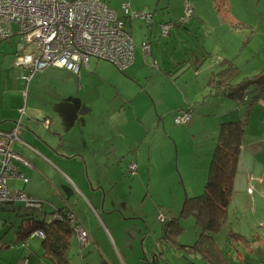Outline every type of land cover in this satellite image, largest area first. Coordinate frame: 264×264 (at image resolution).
<instances>
[{"label":"crops","instance_id":"1","mask_svg":"<svg viewBox=\"0 0 264 264\" xmlns=\"http://www.w3.org/2000/svg\"><path fill=\"white\" fill-rule=\"evenodd\" d=\"M180 1L182 2H179V6L175 9L176 7H173L169 0H106L109 7L119 13L122 5H128L132 11L151 14V20H143L142 23L145 25L137 26L135 31L132 28V19H130L129 23L126 21V29L129 31L134 45V59L133 63L123 72L125 79L130 85L129 88L135 91L134 95H142L144 99H147V96L150 97L155 107V114L158 116L157 119L152 117L144 123H158V121L165 123L164 114L166 115L170 110H188L191 108V102L186 98L190 82L189 79H185L178 85V87H181L179 91L182 93L183 100L181 101L179 98L159 112L158 107L163 100L158 101L154 95L155 89H150L148 83H146L140 90L134 84L136 82L141 85L140 79H142L143 75H149L147 79L153 81L156 85L158 83V86L168 90L173 87L176 79L186 74L189 70L194 76L191 84L198 97L200 93L204 95L207 92L209 75L215 72L213 69H216L217 65L221 66V61L223 62L225 59L234 60V58L240 56L235 46L231 48V45L238 44L237 46L239 47L244 45L247 48L256 35L264 38V13H259L253 8L246 7L247 0H205L206 6H208L205 14L196 11L197 0ZM239 3H241L242 8H239ZM187 9L193 12V17L186 25L187 30L184 29V31L189 34V37L193 35L197 39L196 54L198 56L194 58V55L191 54L192 62L190 61V64L192 65L189 64V66L192 67L186 66L187 63H184L186 67L176 68L183 55L180 48H178V43L181 41H178L175 36L180 37L181 35L182 37L183 33H179L182 27H175L174 23L180 17L186 15ZM121 17H123L122 14ZM165 25H173L174 27L168 37L161 33ZM175 28L178 29L173 31ZM16 35L20 36L14 33V35L4 41L0 39V130H9L15 123L19 125L21 142L16 141L13 144V149L23 159L19 168L27 183L20 179H15L12 181V185L29 196L33 201L41 204L39 209L34 208L32 210L24 205L25 209L42 211L41 209L47 205L53 208L52 219H45L42 222L52 223L55 217L58 219L62 218V221L67 223L73 221L86 231L89 243L83 246V249H79V257H77L79 263L76 264H87L86 255H84L86 250L88 251L87 255L90 256L88 259L91 264H117L115 258L121 264L152 263L150 257L155 256L153 252L149 254L146 245L143 247L144 263L139 259V252L134 248L132 250L136 252V255L132 254L131 257L129 255L131 250H128V256H126L121 254L120 251L114 252L109 245L107 246L110 250L107 252L102 248V243L107 244L109 242L106 235L107 232H105L106 229L108 227L111 229L112 227L115 228L114 225L121 215L118 212H122V209H127L128 206L130 207L129 201H133L136 185H144L147 180L146 193L140 198L142 203L146 201L147 197H150V190L153 188L152 186L156 185L154 181L152 182V177L150 176L152 167L155 168V164L152 165L148 160L144 162L140 155V161L138 159L137 163L129 164V166L133 164L135 166V171H130L134 173H131V175L136 176V179L131 186L127 187L123 182V169L120 165L124 162V155L131 153L133 147L125 146V148H121L110 141V133L107 131L110 123H102L100 129L90 127V123L102 122L103 118H105L103 113L98 115L99 111H94V107H92L93 95L97 91L94 90L95 85L92 82L96 81L109 85L110 76L115 73L112 69L114 67L109 69L108 65L105 64L106 62L93 61L90 64L91 60H93L91 59L87 67H81L79 74L62 69H47L33 73L27 67L17 65V56L25 55L30 49L23 47L21 38L15 42L12 37ZM162 39H165L164 43ZM144 46H147V50H144ZM200 49L208 53L207 58H203ZM198 64L202 66L196 70L193 69V66ZM204 65L205 67H203ZM173 68L181 70L172 78L169 73L172 72L171 69ZM87 69H93L94 72H88ZM104 69L108 73L102 72ZM175 84H178V82H175ZM111 88L117 89L115 86ZM120 93L121 91L117 90L118 96H120ZM212 94L209 93L207 97H212ZM119 101H121L122 105H126L127 102L132 101V97L124 94ZM197 101L198 98L192 100L193 103H197ZM230 102H234V100H230ZM237 107H240L239 104L233 107L232 110ZM211 113L210 106L202 107L199 110L198 118L205 120V117L209 116L208 118H214L215 121L218 115L213 114V116H210ZM95 114L98 117H102L95 120ZM46 119L49 120V123H43ZM142 119L146 120L147 117L144 116ZM194 119L195 117L192 115L191 124ZM259 119L261 123H259L257 134L248 135L246 132L250 137H247L246 143L244 141L237 162L238 166L239 160L242 158L245 171L251 170L253 174L261 171V165L264 167V116ZM64 123H73L72 127H76L78 123H87V132L90 133V136L84 137V141H86V144L91 143V145L83 147L79 138L74 139L72 143H65L64 145V136L67 133ZM218 127L219 124L213 131V139L215 141ZM203 131L206 133L205 129ZM173 139L176 146V138ZM66 145L71 148L69 146L67 148ZM82 148L83 150H81ZM138 152V149L134 151L135 154ZM176 153L179 156L177 146ZM77 155L81 156V161L72 158ZM71 161L76 163L77 172L71 171L68 166ZM207 161L206 157L202 159L201 171L196 173L195 181L189 180L190 182L187 184L184 178L185 187L188 191L190 189L195 192L206 182ZM166 168L168 169V165H166ZM171 170L165 173L166 177L170 178L169 182L167 181L166 190L172 193L171 202H174L175 199L182 201L184 198H182L181 189L177 185L176 174ZM179 177L181 178V176ZM17 182L20 183V187L17 186ZM123 185H125V189H122ZM92 187H94V190L91 189ZM239 189L244 190V182L240 184ZM245 198L248 197L245 196ZM122 204L126 208H122ZM250 206L252 208V203ZM6 207L8 210L12 209L8 206ZM15 210L18 211L19 208H15ZM18 212L16 219L19 217L20 221L24 217L34 218L33 215L27 216L23 215L21 211ZM72 216L75 219H72ZM255 219L259 224L258 228H261V232L255 233L254 228L248 226L249 234L246 230L244 231L241 227H238L234 232L239 233L242 239L235 240L240 242L244 253L250 255L249 258L258 254V258L261 261V259L264 260V224H262L264 219ZM1 220L4 225L5 222L2 217ZM20 221L15 224V226L18 224V228L19 224H21ZM12 234L16 238L17 247L25 248L26 246L24 247V245H27L25 249L29 250V257L35 255V251L41 252L42 239L36 236L30 238L27 236L25 238L28 239L23 241L22 237L20 238V234L17 235L18 237H16L14 232ZM73 234L72 232L70 236L71 242L73 241ZM113 239L115 241L114 237ZM8 241L10 242L0 246V264H9L1 258L2 254L6 253L1 248H10L12 246L10 244L11 240ZM7 244H10V246H7ZM238 255L240 256V254ZM93 257L94 259L91 261ZM227 257L225 255V259ZM40 259L42 260L41 264H51L49 260L44 259L42 256ZM244 260L241 259L240 261L242 262L240 264H249V259L246 258Z\"/></svg>","mask_w":264,"mask_h":264},{"label":"rangeland","instance_id":"2","mask_svg":"<svg viewBox=\"0 0 264 264\" xmlns=\"http://www.w3.org/2000/svg\"><path fill=\"white\" fill-rule=\"evenodd\" d=\"M179 2L182 1L169 0V3L172 4L173 7H176L175 9H177L179 6ZM196 2V11L205 14V10L208 7L206 6L205 0H197ZM247 2L248 3L246 7L253 8L259 13H264V0H247ZM240 4L241 3H239V5ZM239 8H242V5H240ZM120 13L123 17H126L123 12L120 11ZM120 13L119 16L121 17ZM194 18L196 19V17ZM123 19L125 25L126 21L128 23L130 21V18ZM142 22L143 20L132 19L133 30L135 31L137 26L139 27L140 25H145ZM11 29L15 34H19V28L17 25L11 24ZM177 29L178 28H175L173 31ZM179 33H183L182 37L181 35L180 37L177 35L175 37L178 39V41L184 40V42L179 43V48L180 50L182 49L184 52H187L188 58H191V54L197 50V39L194 38L195 36L193 35L189 37V34H186L182 28H180ZM12 39L17 42L19 41L20 36L16 35L12 37ZM162 41L164 43L165 39H162ZM237 45H231L230 47L233 48V46H235L240 56L234 58V60L225 59V61H229L238 66L239 71L234 79V82L241 84L244 81L252 79L256 75L264 73V38L262 36L256 35L253 41L249 43L247 48L244 45H242V47ZM90 60V64L93 61L105 63L95 58H90ZM225 61H221L222 64L220 67L219 65H213L216 66V69H213V71L216 72L220 69H223L226 66ZM105 64L108 65L109 69L112 68V66L109 64ZM203 67H205V65ZM112 69L116 74L112 73L110 76L109 85L105 83H98L96 81L92 82L95 85L94 90H97L93 95L94 99L92 101V107H94V111H99L98 115L103 113V117L105 118H103L102 122L90 123V127H97L100 129L102 123H110V127H106L108 133H110V141L116 143L118 147L121 148H125V146L133 147L131 153L124 155V162L120 165V167L123 169V182L127 187L131 186L133 181L136 179V176L131 175V173H134L130 171L131 166H129V164L137 163L138 159L140 161V155L144 162L148 160L152 165L155 164V168L152 167L150 176L152 177V182L154 181L156 185L154 184L155 186H152L153 188L150 190V197H147L144 203H142L140 198H142L146 193L147 180L144 182V185L141 183V186L136 185L133 201H129L131 204L130 207L128 206L127 209H122V212H118V214L121 215L118 217V220L114 225L115 228L112 227L111 229L108 227L106 229L105 232H107L106 235L109 239V242H107V244L102 243V248L107 252L110 250L107 246L109 245V247L114 252L120 251L121 254H125L126 256H128V250H131L129 253L130 257L132 254L136 255V252L132 250V248H134L139 252V259H141V261L144 263L145 257L143 247L146 245L148 247L149 254L153 252L155 256L150 257V260L153 264H209L207 260H204L195 253H185V255L183 250L179 249V247L182 246L188 247L190 249V247L194 245L199 235V228L191 219L181 218V210L184 205V200L187 197L201 194L204 191L206 183L205 182L203 186L195 192L191 191L190 189L188 191L185 187L184 178L187 184L190 182L189 180L195 181L196 173L201 171L202 159L205 157L208 160L206 165V173L208 174V166L211 160L210 156L215 143V139H213V131H215L216 126L219 123H222L224 120L222 119V115L232 112L233 107H236L239 104L240 107H237L234 110L238 108L241 109V120L245 119L246 121L244 133L245 143L248 140L247 137H250L248 135L257 134L259 130V123H261L259 118H263L264 116V93L257 98L255 97V99H257L256 105L254 104V108L250 109L248 114H246V109L249 103H238L237 101L230 102L224 99L223 96L218 93V91H215L212 94V97H207V95L210 93L208 89L204 95L200 93V96L198 95L197 97V93H195V90L191 84L194 80V76L189 70L186 72V74L175 80V82H178V84H175L174 82L173 87L168 90L158 86V83L156 85L153 81L147 79L149 75H143L142 79H140L141 85L137 84L136 82H134V84L140 90L146 83H148L150 89H155L154 95L157 97L158 101L163 100L158 107L159 112H161V110L167 107L171 102L176 101L179 98L181 101L183 100L182 93L179 91L181 87H178V85L181 81L189 79L190 84L186 98L189 100V102H191L190 107L192 109V115L195 117L192 124L189 123L186 125H176L174 123L176 111L170 110L168 111L169 113L166 115L164 114L163 116V119L165 118V123L160 121H158V123H144L150 120L152 117H155V119L158 118V116L155 114V107L152 104L150 97L147 96V99H144V96L142 95H134L135 91L129 88L130 85L125 79V74L117 71L114 68ZM87 70L91 73L94 72L93 69ZM102 72L105 74L108 73L106 69H104ZM258 80L259 82H263L264 78L258 77ZM113 86H115L117 89L111 88ZM117 90L121 91L120 96H118ZM124 94H126V96L128 95L132 97L133 102L129 101L126 105H122L119 99ZM196 98H198L197 103H193L192 100H195ZM208 106H210L212 110L210 116H213V114L218 115L215 121L214 118H208L209 116L205 117V120H201L200 117L198 118L199 110L202 107ZM144 116L147 117L146 120L142 119ZM101 117L102 116L98 117L95 114V120H98ZM72 124L73 123H64L67 133H65V141L63 144L65 145V143H72L74 139L79 138L80 144L83 147L91 145V143L86 144V141H84V137L87 135L90 136V133L87 132V123H78L76 127H72ZM204 129L206 133L203 131ZM173 138H176V146L179 156H177L176 146L174 144L175 140ZM19 141L21 142V139L18 140V142ZM68 146L69 145H66L67 148ZM69 148L71 147L69 146ZM137 149L139 152L135 154L134 151ZM81 150H83V148ZM72 158L77 160L79 159L81 161L80 155L73 156ZM166 165H168V169L166 168ZM68 166L71 168V171L77 172V165L74 161L69 162ZM260 167L261 171L256 172L255 174H253L251 170L245 171L242 158H240L236 169L233 181L232 202L228 211L229 221L228 224L217 233L216 237V243L218 245L216 246L217 248H220L224 257L225 255L228 256L225 259L228 264H240L242 262L240 260L243 259V261H245L244 259L246 258L249 259V264H264L262 263L264 261L263 259H261V261L259 260L258 254L252 258H249L250 255L244 253V249H242L240 242L236 241V238L230 236L229 232L230 230L234 232L236 228L241 227L244 231L246 230L249 233L250 230H247L248 226L254 228L255 233L261 232V228H258L259 224L255 219H264V167H262V165ZM170 170L176 174L178 180L177 185H179L183 196L182 198H184L182 201L175 199L174 202H171L172 193L166 190L167 181L169 182L170 178L166 177L165 173ZM179 176H181V178ZM174 180L176 182L175 178ZM242 182H244V190L239 189V186ZM8 185H11L10 181L8 182ZM125 185L122 186V189H125ZM17 186H21L19 182H17ZM91 189L94 190V187ZM119 189H117V191H119ZM245 196L248 198H245ZM251 203L252 208L255 210L251 208ZM121 206L122 208H126L123 207V204ZM8 207L12 209L0 211V216L5 222L3 229H0V246L10 242L8 240H11L12 246L10 248H1L4 249V252H6L4 255L2 254L1 258L9 264H23L22 259L25 256L27 257L29 253L21 246L17 247L15 243L16 238L12 234L13 227L15 229L18 226V224L15 226L16 222L20 221L19 217L16 219V215L19 214L18 211H21L23 215H33L35 220L42 221L45 219H52L51 214H53V208L45 205L41 209L42 211H31L26 210L24 204L20 202L10 204ZM15 208H19V210L17 211ZM160 214L164 217V219L169 221L172 218H176L177 220L180 219L183 230L176 232V234L171 237H164L162 224L158 220V216ZM71 218L75 219L73 216ZM69 222L70 228H76V226L72 225L74 224L73 221ZM39 231L42 230L32 232L29 235V238L34 236L38 237L36 234ZM113 237L115 238V241ZM72 240L69 258L73 264H76L79 263L77 259V257H79V249H83V246L89 243V239L80 240L78 239L77 234L74 233ZM77 240H80L82 245H79ZM32 241L31 243H33ZM87 254L88 251L86 250L84 255H86L87 264H91L88 259L90 256ZM238 254H240V256ZM194 255H196V257ZM92 259H94V257L91 258V261ZM115 259L117 260L115 261L117 264H121L118 262L117 258ZM31 263H34V260H32ZM220 264L223 263L220 262Z\"/></svg>","mask_w":264,"mask_h":264},{"label":"built area","instance_id":"3","mask_svg":"<svg viewBox=\"0 0 264 264\" xmlns=\"http://www.w3.org/2000/svg\"><path fill=\"white\" fill-rule=\"evenodd\" d=\"M121 10L132 18L150 19L145 13L131 12L128 5H122ZM190 14L191 10L187 9L186 17L180 20L185 22ZM11 24L19 28L23 47L30 49L25 55L17 56V65L33 73L53 68L76 73L89 58L103 59L123 71L133 60L130 33L105 0H0L2 41L14 35ZM190 119L188 112L179 111L174 122L185 125ZM13 128L14 138L0 132V206L20 202L29 208H39L40 203L8 185L15 179L27 183L19 168L22 158L13 149L19 125L15 123ZM130 170L134 172L135 166L131 165ZM159 219L162 221L163 217ZM73 232L78 239L88 240L80 225L73 227ZM36 235L44 238L42 231Z\"/></svg>","mask_w":264,"mask_h":264},{"label":"trees","instance_id":"4","mask_svg":"<svg viewBox=\"0 0 264 264\" xmlns=\"http://www.w3.org/2000/svg\"><path fill=\"white\" fill-rule=\"evenodd\" d=\"M128 18H132L127 16ZM184 17V16H183ZM193 17L191 11L190 16L186 22L179 20L174 23L175 27L181 26L183 30H187V23ZM139 19V18H134ZM145 20V19H141ZM146 21V20H145ZM165 31L161 33L168 37L173 25H167ZM128 31V30H127ZM129 32V31H128ZM163 36V37H164ZM181 42H184L181 41ZM178 43V48H179ZM200 48V47H199ZM192 53L195 56H198ZM203 58L208 57V53L200 49ZM182 58L177 67H186L192 62L191 58H188L187 52L181 49ZM191 61V62H190ZM225 61V60H224ZM226 68L220 69L214 73H211L210 78L207 80V87L210 93L218 91L224 99L237 101L238 103H249L246 114L250 109L254 108L257 99L255 97L261 96L264 92V81L259 82L258 77L264 78V73L254 76L252 79L244 81L241 84L234 82L235 77L239 71L238 66L225 61ZM184 63H187L184 66ZM192 65V64H190ZM201 65L193 66V69H198ZM192 67V66H189ZM181 69H171V77H175L176 73ZM207 89V90H208ZM192 115V109H188ZM241 109L232 110L230 113L222 115V123H219V130L217 133V139L214 143V147L211 153V160L208 166L207 180L205 183L204 191L201 194L187 197L184 201V205L181 210V218L191 219L199 228V235L194 245L190 247H179L183 250L184 254L195 253L196 255L207 260L209 264H228L223 256L220 248H217L216 237L229 221L228 211L231 205L232 193H233V181L237 169V162L241 154L242 146L244 145V133L246 121L241 120ZM175 119V116H174ZM192 119V117H191ZM190 121L187 123L189 124ZM175 123V122H174ZM186 125V124H185ZM12 188H16L14 185H9ZM19 190V189H18ZM21 191V190H19ZM22 192V191H21ZM7 204L0 206V211H5ZM2 209V210H1ZM32 209V208H30ZM8 210V209H7ZM29 210V209H28ZM34 210V209H32ZM30 216V215H27ZM158 216L159 222L162 224L163 236L168 238L183 230L182 222L180 219L172 218L170 221L164 219L161 221ZM52 223H45L37 221L34 218L24 217L21 219L19 228L15 230L13 227L12 232L17 235H21L20 238L24 241L32 232L42 230L44 238L41 240V252L35 251V255L24 257L23 264H41L42 256L44 259L49 260L51 264H72L69 258V252L71 249L70 236L73 232V227H69L70 222L62 221L57 217ZM184 222V221H183ZM77 226L78 224H72ZM0 229H3V221L0 216ZM230 236L241 240L242 236L237 232H232ZM19 238V240H20ZM27 240V239H26ZM78 242V240H77ZM169 243V242H168ZM11 244V243H10ZM7 244V246H10ZM79 244V242H78ZM80 245V244H79ZM217 245V246H216ZM26 246V247H25ZM27 248V245H24ZM29 251V250H27ZM186 255V254H185ZM196 255H194L196 257ZM194 259L193 257H191ZM34 260V263H31Z\"/></svg>","mask_w":264,"mask_h":264},{"label":"bare ground","instance_id":"5","mask_svg":"<svg viewBox=\"0 0 264 264\" xmlns=\"http://www.w3.org/2000/svg\"><path fill=\"white\" fill-rule=\"evenodd\" d=\"M105 2H106V0H105ZM107 4V3H106ZM122 7V6H121ZM121 7H120V11L122 12V10H121ZM129 7V6H128ZM110 8V7H109ZM112 10H114V9H112ZM129 10L131 11V12H136V11H132L130 8H129ZM114 11H116L117 12V14H118V16H119V12L117 11V10H114ZM137 13H144V12H137ZM145 14H147V15H149L150 16V19H149V21L151 20V14H149V13H145ZM186 14V13H185ZM186 17V15L184 16V18ZM189 17V16H188ZM188 17H187V20H188ZM119 18L123 21V23H124V26H125V28H126V25H125V22H124V19L123 18H128L127 16L126 17H120L119 16ZM181 18H183V16L182 17H180L179 18V22L181 21L180 19ZM130 19H134V18H130ZM139 19H141V18H139ZM186 20V21H187ZM147 21V20H146ZM185 21V22H186ZM166 29H168L167 28V25H165V28H162V31H165ZM165 35V34H164ZM131 41H132V39H131ZM132 45H133V42H132ZM147 48V46H144V50H147L146 49ZM96 59V58H95ZM133 59H134V45H133ZM89 60H90V58L88 59V61H87V63L86 64H82V65H80V67H79V69H78V71L75 73V72H73V73H75V74H79V71H80V69H81V67H87L88 66V62H89ZM97 60H100V59H97ZM100 61H104L103 59L102 60H100ZM104 62H106V61H104ZM106 63H108V62H106ZM133 63V60H132V62H131V64ZM109 65H111L110 63H108ZM130 64V65H131ZM129 65V66H130ZM112 66V65H111ZM128 66V67H129ZM113 67V66H112ZM127 67V68H128ZM115 68V67H114ZM126 68V69H127ZM53 69H58V68H53ZM116 69V68H115ZM125 69V70H126ZM62 70H64V69H62ZM117 71H119V72H124L125 70H123V71H120V70H118V69H116ZM67 71V70H66ZM69 72H71V71H69ZM179 111H184V112H188L189 114H190V116L192 117V115H191V113H190V111L189 110H187V109H179V110H177L176 112H175V116H176V114L179 112ZM49 123V120H45L43 123ZM16 130H15V128H11V129H9V130H0V132L2 133V134H6V135H8V136H11L12 138H14V136H15V134H12L13 132H15ZM17 133H18V136H17V138L15 139V141H17V140H20L21 139V132H20V130H18L17 131ZM18 142V141H17ZM20 156V155H19ZM21 157V156H20ZM22 161H23V159H22ZM60 220H62V218H59Z\"/></svg>","mask_w":264,"mask_h":264},{"label":"water","instance_id":"6","mask_svg":"<svg viewBox=\"0 0 264 264\" xmlns=\"http://www.w3.org/2000/svg\"><path fill=\"white\" fill-rule=\"evenodd\" d=\"M29 197V196H28ZM30 198V197H29Z\"/></svg>","mask_w":264,"mask_h":264}]
</instances>
